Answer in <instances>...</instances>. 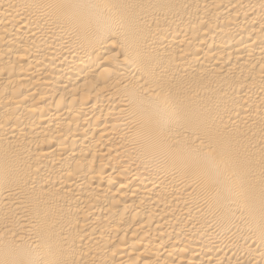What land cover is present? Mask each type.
Masks as SVG:
<instances>
[{
	"label": "bare ground",
	"instance_id": "1",
	"mask_svg": "<svg viewBox=\"0 0 264 264\" xmlns=\"http://www.w3.org/2000/svg\"><path fill=\"white\" fill-rule=\"evenodd\" d=\"M0 264H264V0H0Z\"/></svg>",
	"mask_w": 264,
	"mask_h": 264
}]
</instances>
